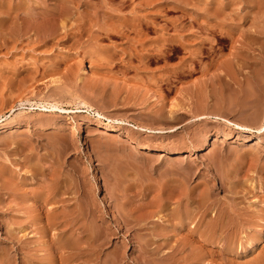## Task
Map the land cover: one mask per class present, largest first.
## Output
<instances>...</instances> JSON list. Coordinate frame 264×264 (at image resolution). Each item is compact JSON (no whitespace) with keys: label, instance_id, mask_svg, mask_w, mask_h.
Instances as JSON below:
<instances>
[{"label":"rangeland","instance_id":"1","mask_svg":"<svg viewBox=\"0 0 264 264\" xmlns=\"http://www.w3.org/2000/svg\"><path fill=\"white\" fill-rule=\"evenodd\" d=\"M62 1L65 15L57 0H3L0 264H264V0ZM115 6L167 37L206 38L192 70L172 72L189 56L172 45L144 65L117 53L128 43L97 30ZM82 18L92 27L80 34ZM42 23L70 40L46 38ZM232 58L235 78L218 79ZM206 81L223 112L197 110Z\"/></svg>","mask_w":264,"mask_h":264},{"label":"bare ground","instance_id":"2","mask_svg":"<svg viewBox=\"0 0 264 264\" xmlns=\"http://www.w3.org/2000/svg\"><path fill=\"white\" fill-rule=\"evenodd\" d=\"M57 2H59V4L61 5V8L59 9L58 12L65 15L66 9H67L66 8V5L63 4V1L62 0H57ZM3 5H4L3 0H0V27H2L3 24H4V22H5V19L1 16V14H5V11L3 12ZM112 9H113L112 12H105V14H103L105 17H104L103 22L101 24H97V30H99L102 34H104L106 36H113V37H116V38L124 39L123 41L126 42V43H128L127 46L120 47L119 49L117 48L115 50L117 53L118 52H121V53L126 54V55H131V51L132 50L133 51H138L139 52V55H138L139 61L144 65V64L147 63V60H148V58H149L150 55H154L156 58H160L162 56V53L165 50V48L167 46L172 45V48L174 50H176V51H183V50L184 51H187V50H189L188 51L189 52V56H187L186 58H184L182 60V63L179 66H177L176 68H174L172 70V72L174 74L175 73L176 74H179V72L180 73H183L185 71V69H184L185 66H187L188 68H191V70H192V67H191V64H190L191 57L196 56L197 54L200 53V46H201L200 44L206 38H199L198 37V38H193L192 39V38L186 37L183 34H177L175 36L167 37L162 32H160L161 29L158 26L157 22L153 18H149L146 14L145 15L144 14H140L139 15V14H136V12H134L132 10L130 13H132L133 15L130 16V17H127L124 14H119V12L121 11L120 10V7H118V6L116 7L115 6ZM216 11L218 12L219 9H217ZM152 13H153V15L154 14L155 15H159L161 13L159 4H157L156 7H155V9L152 10ZM118 15H120V16H118ZM50 19H49V21L46 19L48 23H50ZM46 20H44V22H45V24H48L46 22ZM63 23L64 22H62V24ZM42 24L41 25L38 24V26H36V28L37 27H39V28H37L36 30H38V29H39V31L42 30V33L44 34V36H46V38L57 39L59 43L61 41L62 42H66V41L70 40L69 39V36H67L66 34L63 35V36H60L61 34L60 35L58 34L57 28H56L57 26L56 25H54V24L53 25H51V24H49V25H44L43 24L42 25ZM91 27L92 26L87 27V21L85 19L82 18L79 21L78 30L80 31V34L83 33L85 30H89ZM150 28H152L153 30H155L156 36H154L153 39L150 42H148L147 32H148V30ZM203 28L205 29V31H207V29L209 28V25H206ZM131 32H133V34H134L133 36H130V33ZM77 34L78 33H76V35ZM74 37H75V35H74ZM190 42H193L197 46L194 49H191L190 50L187 47L188 43H190ZM165 45H167V46L165 47ZM106 51H107V49H106ZM101 54H102V52H101ZM91 58H93V57H91ZM106 59H105V61H106ZM127 60H128V58H127ZM234 64H235V62H233V58L230 59V60L229 59L228 60H222L221 62H219L217 64V70H216V71H218V73L216 74V76L218 77V79H224V78L233 79V78H235V74L236 73H235L234 66H233ZM51 66L53 67L55 65H51ZM129 66L133 67V65L131 64V62H129ZM204 69H205V71H208L207 70L208 69L207 66ZM84 71H85V69H83V73H84ZM85 72L87 73V71H85ZM162 78H163V75L161 77L159 75V77L156 76V79H154V80H159V79H162ZM93 87H94V85H93ZM197 88L199 90V94L196 91L197 92L196 95L197 94H198V96L200 95L199 97H196V98H198L197 104L195 103L196 104V107H197V110H199V111H204L205 110V112H206V110H208L210 108V106H213L211 108H213V109H215V110H217L219 112L220 111L223 112L222 108H224L223 107V104H224V101L225 100L222 97V93H220V91H219L220 94L218 95V102H217V104L216 105L215 104H212L211 105V104H209V102H207V101H209V89H208L207 81L206 82H203V84L200 87L197 86ZM215 93H216V91H215ZM231 101H232V99H231ZM231 101H229V102H231ZM207 103H208V105H210L209 107H208ZM84 104H86L85 107H87V109L88 108H91L92 109V106L91 105H88L85 102H84ZM35 105H36V107L38 109H40L42 111H54V110H59V109L65 111V109H62V107L60 105H58L56 103H53V102H45L44 101V102H41V103L40 102L39 103H36ZM173 107H175V105H173ZM178 108H180V107H178ZM88 110H90V109H88ZM95 113H96V115L100 119L102 118V120H105V121L99 120L98 121V125L103 126V127H106V128H109V129H114V125L110 123L112 121L110 118L106 117L102 112H100L98 110H95ZM195 118H196V120H205V119H209L210 118V119H213L214 121H220L222 123H226V125L233 126V127L237 128V129H240V130H244V131L245 130H250V128H248L247 126H243L241 124H238L236 122H233V121L229 120L226 117L220 116L219 113H218V115H211V114H207V113H202V114L197 115V117H195ZM120 123L121 124H125L127 126L130 125V126H132L133 128H136V129H138V128L142 129L141 127H139L137 125H133V124H130V123H127V122H120ZM147 131L149 133H154V132H157V133H161V132H163V133H170V132H173L174 129L171 128V127L167 128L165 130H154V129H151V128L149 129L148 128ZM257 131L259 133L264 132V120H263L262 125L257 129ZM186 199L191 201V192H189L186 195ZM185 204H183V206L185 205V207L187 206L186 208H189L190 205H191V202L187 201ZM178 210L180 212V209H178ZM184 211H186V210H184ZM73 243H75V241ZM78 247H79V245H78ZM121 261H123V260H121Z\"/></svg>","mask_w":264,"mask_h":264}]
</instances>
